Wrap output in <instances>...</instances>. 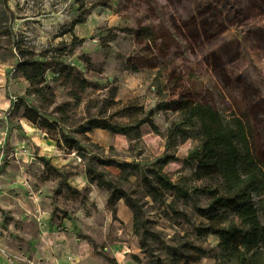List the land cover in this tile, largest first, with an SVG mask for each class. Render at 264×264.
Returning a JSON list of instances; mask_svg holds the SVG:
<instances>
[{"label":"rangeland","instance_id":"374dc122","mask_svg":"<svg viewBox=\"0 0 264 264\" xmlns=\"http://www.w3.org/2000/svg\"><path fill=\"white\" fill-rule=\"evenodd\" d=\"M7 5L12 43L26 58L49 63L45 93L55 99L48 106L27 97L30 85L17 70L22 58L15 48L13 57L1 58L9 46L0 36V264H46L49 255L60 257L59 264H113L112 251L127 247L144 264H215L192 252L188 262L176 260L178 244L193 236L174 210L200 219L191 201L174 193L163 204L154 202L141 173L153 176L149 170L168 152L176 159L163 173L174 183L186 189L208 184L196 178L197 163L187 158L197 146L196 130L188 127L190 138L180 137L166 150L171 126L181 121L176 103L182 99L209 104L229 121L241 120L264 171V0H7ZM0 26L5 27L2 5ZM13 98L26 103L14 109ZM25 104L51 114L45 118L52 123L65 117L67 124L45 129L22 123ZM96 117L148 123L130 137L95 129L87 139L79 127ZM63 134L80 141L84 157L59 147ZM123 163L140 168L127 167L130 176L123 178L117 167ZM89 164L105 169L106 178L141 208L150 232L146 246L125 201L119 202L131 213V225L120 222L118 206L115 215L104 206L107 190L88 183ZM255 202L259 205L258 197ZM196 244L214 248L218 239Z\"/></svg>","mask_w":264,"mask_h":264},{"label":"trees","instance_id":"16d2710c","mask_svg":"<svg viewBox=\"0 0 264 264\" xmlns=\"http://www.w3.org/2000/svg\"><path fill=\"white\" fill-rule=\"evenodd\" d=\"M0 5L2 20L5 23V27L0 26V31L5 28L0 32V36L7 39L9 46L1 58L13 57L15 48V52L22 58L17 70L30 85L26 92L27 97L34 96L35 100L43 104L53 105L55 95L52 93L48 97L45 93L48 87L44 86L45 75L50 69L49 63L26 58L25 52L19 49L16 43H12L13 33L10 28L12 11L7 5V0H0ZM8 13H11V20ZM81 84L83 88L88 86L86 81ZM24 103L25 99H20L13 108L18 109L20 104ZM176 104L181 106V121L171 126L167 135L166 150L174 149L178 138H190L188 127L196 130L194 134L197 146L187 158L188 161L197 163L196 178L207 179L208 184L186 189L174 183L163 173V168L176 159L174 153L168 152L149 170L153 176L147 172L141 173L147 196L154 202L163 204L168 194L174 193L176 197L191 201L200 219L199 222H195L186 213L176 211L172 206L177 218L183 219L191 226L190 235L193 236V241L183 237L178 244L176 260L188 262L192 252L198 254L200 258H213L215 264H264V171L257 162L244 123L238 119L234 121L225 119L209 104H192L184 99ZM167 106L162 104L161 109H166ZM48 114L45 111L43 115L37 109L26 105L22 116L45 129H56L59 123L67 124L65 117L56 118L55 123H52L45 118ZM146 123L147 119H140L135 124L124 125L96 117L84 121L78 131L87 139V134L95 129L130 137L134 130H139ZM58 145L68 151L77 152L80 157H84L87 151L79 140L66 134L62 135V143ZM117 167L123 178L130 176L127 167L140 168L139 165L132 163L118 164ZM107 173L105 169L98 170L91 164L86 167L88 183L96 184L97 188L109 192L107 204L113 215L116 214L120 200H124L132 210L135 234L142 237L143 247L146 246L150 232L143 211L126 190L115 181L106 178ZM202 197L207 200L204 204L201 203ZM255 197L259 198V205L256 204ZM209 237L218 239V244L214 248L204 249L196 244ZM157 264L163 263L157 260Z\"/></svg>","mask_w":264,"mask_h":264},{"label":"crops","instance_id":"0c3cea01","mask_svg":"<svg viewBox=\"0 0 264 264\" xmlns=\"http://www.w3.org/2000/svg\"><path fill=\"white\" fill-rule=\"evenodd\" d=\"M20 121L22 123H24V122H28L29 120H27L26 118H24L22 116V118H20ZM30 123H32V122H30ZM87 181H88V179H87ZM107 201H108V198H105L104 206L107 205ZM117 206H118L117 211L119 212L118 217H119L120 222L125 223L127 225H131L132 224L131 213L129 211H126L127 209L123 203L119 202V204ZM118 233L122 234V230H120V228L118 229ZM111 256L115 261L113 264H144L141 262L142 257L138 254L136 249L135 250L130 249L129 247H127V249L123 252H120V250L115 249L112 251ZM59 259H60V257H58V256L54 257L52 255H49L46 257V260H48V262L46 264H54L53 263L54 261H56L57 264H59ZM49 260H51V261L49 262Z\"/></svg>","mask_w":264,"mask_h":264},{"label":"built area","instance_id":"2783aa9c","mask_svg":"<svg viewBox=\"0 0 264 264\" xmlns=\"http://www.w3.org/2000/svg\"><path fill=\"white\" fill-rule=\"evenodd\" d=\"M18 101V99L17 98H13V103H12V107H13V105L16 103Z\"/></svg>","mask_w":264,"mask_h":264}]
</instances>
